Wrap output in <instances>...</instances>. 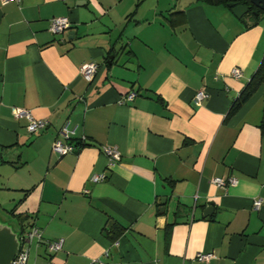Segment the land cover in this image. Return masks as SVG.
I'll list each match as a JSON object with an SVG mask.
<instances>
[{"label":"crops","instance_id":"crops-1","mask_svg":"<svg viewBox=\"0 0 264 264\" xmlns=\"http://www.w3.org/2000/svg\"><path fill=\"white\" fill-rule=\"evenodd\" d=\"M54 16L70 27L51 34ZM263 52L264 13L239 19L221 3H0V210L40 233L26 264H264V76L226 117ZM88 61L90 81L79 72ZM197 89L206 97L194 105ZM13 106L47 125L28 133ZM63 125L86 144L57 155ZM101 145L120 153L111 167ZM113 223L115 240L103 230Z\"/></svg>","mask_w":264,"mask_h":264},{"label":"built area","instance_id":"built-area-1","mask_svg":"<svg viewBox=\"0 0 264 264\" xmlns=\"http://www.w3.org/2000/svg\"><path fill=\"white\" fill-rule=\"evenodd\" d=\"M10 1V0H0V3ZM17 1V0H14ZM70 27V21L67 16H54L49 19L47 30L51 34H57L61 33L62 31L68 29ZM97 64L92 61L84 62L79 67V72L81 76L86 80L90 81L96 68ZM230 74L233 77H239L240 76V70L237 67H232L230 69ZM134 96L133 92H128L124 96L120 97L119 101H129ZM206 97V92L204 89H197L192 98L191 101L194 105H199L200 102ZM11 114L14 118H22L26 121L25 128L28 133H35L39 130H42L47 125V121L45 119H36L32 116L29 110L21 108V107H11ZM73 131L68 130L66 128V125H63L59 131V137L55 138L51 143V151L56 153L57 155H63L65 153H70L75 149V146L69 142L70 135H72ZM78 141L83 143L86 142L85 136H80L78 138ZM100 150L102 154L105 156V166L111 167L115 163H117L120 159V153L114 146L110 145H101ZM105 178L104 174L102 172L100 173H94L90 175L89 179L92 182L101 181ZM211 182L216 185L217 187H225L226 185H234L236 180L233 177H212ZM261 205V199H255L252 202V207L254 209H258ZM40 238L39 231L31 227L28 231H25L22 235H19V246L14 254L10 264H26L27 260V243L30 240V238ZM48 247L52 251L59 250L62 245V239L57 238L53 241L48 242ZM104 256H107V251L103 252ZM212 257V254L210 252H198L195 255V259L198 261H207L209 258ZM95 264H116L112 262H108L105 260H101L99 258L95 259L93 261Z\"/></svg>","mask_w":264,"mask_h":264},{"label":"trees","instance_id":"trees-1","mask_svg":"<svg viewBox=\"0 0 264 264\" xmlns=\"http://www.w3.org/2000/svg\"><path fill=\"white\" fill-rule=\"evenodd\" d=\"M204 1H208L211 3H215V4L221 3L224 5H227L228 2H233L235 4H244V5L253 7V5L250 4L249 0H204ZM259 13L263 14L264 10H260L258 14ZM263 76H264V52L261 56V59L258 65L253 71L252 75L250 76L248 81L243 85L240 92L238 93L236 98L231 103L228 109V112L226 114V117L232 115L240 107V105L256 90V88L261 84L263 80ZM257 126L259 129L260 135L264 137V107L262 109L261 118ZM69 140H71L72 142H75L74 146H78V147H81L82 145L86 144V142H83V143L79 142L77 138L75 139L69 138ZM16 218H18L20 222L18 223L19 225H16V228H14V230H16L19 233V235H22L25 232L26 225L22 224L21 222L23 217L21 218L18 215L16 216ZM122 228L123 227L119 225L118 223L116 224L113 223L110 226L104 227L103 229L104 235L108 236L111 240H115L120 235Z\"/></svg>","mask_w":264,"mask_h":264},{"label":"water","instance_id":"water-1","mask_svg":"<svg viewBox=\"0 0 264 264\" xmlns=\"http://www.w3.org/2000/svg\"><path fill=\"white\" fill-rule=\"evenodd\" d=\"M249 2L259 10H264V0H249ZM227 6L230 7L233 15L239 19H242L248 10V6L244 4L228 2ZM67 34H72V31H67ZM18 246L19 233L9 223L0 220V264H10Z\"/></svg>","mask_w":264,"mask_h":264},{"label":"rangeland","instance_id":"rangeland-1","mask_svg":"<svg viewBox=\"0 0 264 264\" xmlns=\"http://www.w3.org/2000/svg\"><path fill=\"white\" fill-rule=\"evenodd\" d=\"M0 220L9 223L13 227V229L16 228L15 219H13L12 216L4 212V210H0Z\"/></svg>","mask_w":264,"mask_h":264},{"label":"flooded vegetation","instance_id":"flooded-vegetation-1","mask_svg":"<svg viewBox=\"0 0 264 264\" xmlns=\"http://www.w3.org/2000/svg\"><path fill=\"white\" fill-rule=\"evenodd\" d=\"M260 10L256 7V6H254L253 5V7H250V6H248V10H247V12L244 14V15H249V16H252V15H257L258 14V12H259Z\"/></svg>","mask_w":264,"mask_h":264},{"label":"clouds","instance_id":"clouds-1","mask_svg":"<svg viewBox=\"0 0 264 264\" xmlns=\"http://www.w3.org/2000/svg\"><path fill=\"white\" fill-rule=\"evenodd\" d=\"M217 203H219V200H217Z\"/></svg>","mask_w":264,"mask_h":264}]
</instances>
